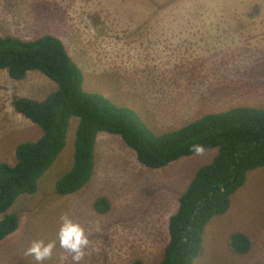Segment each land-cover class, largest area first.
<instances>
[{"label":"rangeland","instance_id":"obj_1","mask_svg":"<svg viewBox=\"0 0 264 264\" xmlns=\"http://www.w3.org/2000/svg\"><path fill=\"white\" fill-rule=\"evenodd\" d=\"M43 34L63 40L83 72L86 91L113 97L116 91V99L123 101L127 89H139L137 100L146 96V104L145 112L136 113L155 134L232 107H264V0H0V35L31 39ZM155 46L165 48H152L154 59H142ZM156 85L173 92L162 101L149 99L147 90ZM55 89L57 83L41 71L16 80L0 69V162L14 163L16 146L43 133L15 110L14 98L25 94L41 100ZM126 96L119 106L134 109V98ZM78 123L73 116L66 145L38 179L36 192L19 195L7 211L18 215L19 226L0 241V264H35L25 250L38 239L56 241L44 264H73L72 254L59 245L64 213L89 234L81 264H131L137 259L158 264L180 195L218 150L150 168L120 135L102 131L91 180L61 195L56 181L73 166ZM100 196L110 201L106 213L95 208ZM237 232L250 238L245 254L231 246ZM193 264H264V167L249 171L232 194L229 210L207 224Z\"/></svg>","mask_w":264,"mask_h":264},{"label":"trees","instance_id":"obj_2","mask_svg":"<svg viewBox=\"0 0 264 264\" xmlns=\"http://www.w3.org/2000/svg\"><path fill=\"white\" fill-rule=\"evenodd\" d=\"M0 69L11 78L24 79L38 70L57 83L43 100L16 97L15 110L43 130L34 141L16 146L14 163L0 162V241L17 230L19 217L7 213L16 198L35 193L38 179L66 145L73 116L79 118L74 141V162L56 181L58 194H72L85 186L94 173L95 149L100 132L120 135L140 163L160 168L195 154L194 144L218 150L212 161L201 165L171 215L169 240L158 264H193L202 249L207 224L226 213L231 197L244 185L249 171L264 167V107L237 106L209 113L175 130L155 134L138 114L97 92L83 88V72L68 53L63 40L53 34L24 39L0 35ZM99 213L110 210L107 197L96 199ZM239 254L249 251L250 238L241 232L231 236ZM131 264H143L139 259Z\"/></svg>","mask_w":264,"mask_h":264},{"label":"clouds","instance_id":"obj_3","mask_svg":"<svg viewBox=\"0 0 264 264\" xmlns=\"http://www.w3.org/2000/svg\"><path fill=\"white\" fill-rule=\"evenodd\" d=\"M191 151L201 155L205 147L202 144H194ZM58 239L60 247L72 254L73 264H81L91 243L85 227L73 220L70 214L64 213L59 218ZM55 247L56 241L34 240L25 250V255L32 257L35 264H44V261L53 255Z\"/></svg>","mask_w":264,"mask_h":264},{"label":"crops","instance_id":"obj_4","mask_svg":"<svg viewBox=\"0 0 264 264\" xmlns=\"http://www.w3.org/2000/svg\"><path fill=\"white\" fill-rule=\"evenodd\" d=\"M156 47H159V48H165L164 46H155V47H148L147 49L149 50L148 51V53L146 52V54H144L143 56H142V59H148V57H151L152 59H154V57H152L153 56V51L151 50L152 48H156ZM142 48H143V46H142ZM114 87V86H113ZM172 88V87H171ZM155 90L156 92H153V93H151V90ZM139 89H137V90H135V89H127V95L129 94L130 96H132V98H134V100H135V107H134V111L135 112H137L138 114H139V112L142 110V111H144L145 112V108H144V106H145V104H146V96H144V98H143V100H142V102H140V101H138L137 100V98H138V96H139V93L137 92ZM164 91H166L167 92V94L166 95H162L163 94V92ZM93 92H96V91H93ZM168 92L169 93H171V92H173V90H171L170 89V87L169 86H163V87H160V86H158V85H156L155 87H149L148 88V90H147V93H146V95H147V97L149 98V99H156V100H159V101H162L165 97H167V96H169L168 95ZM98 93V92H97ZM100 94H102V93H100ZM126 94H125V96H124V99H123V101H121V99H116V96H118L119 94H118V92H116V91H114V97L113 96H111L110 94H105V93H103V95H105V96H107L110 100H112L115 104H118V105H125V103H123V102H125V99L126 98H128L127 96H126ZM22 96H26V97H28L27 95H25V94H22V95H20V96H18V97H22ZM48 96V95H47ZM157 97V98H156ZM16 98V97H15ZM41 100H43V99H41ZM128 104H134V103H128ZM144 105V106H143ZM197 119V118H196ZM196 119H192V121H194V120H196ZM191 121V122H192ZM190 123V122H189ZM188 124V123H187ZM176 126H178V125H176ZM180 126V125H179ZM184 126V125H183ZM182 127V126H181ZM170 128H165L164 130H163V132H161V133H164V132H167L168 130H169ZM171 131V130H170ZM161 133H159V134H161Z\"/></svg>","mask_w":264,"mask_h":264}]
</instances>
